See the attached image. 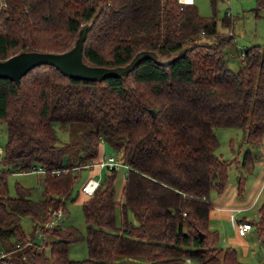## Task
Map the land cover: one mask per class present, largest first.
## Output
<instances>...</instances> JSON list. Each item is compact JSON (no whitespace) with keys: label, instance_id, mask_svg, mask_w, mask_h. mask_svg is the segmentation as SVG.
<instances>
[{"label":"trees","instance_id":"1","mask_svg":"<svg viewBox=\"0 0 264 264\" xmlns=\"http://www.w3.org/2000/svg\"><path fill=\"white\" fill-rule=\"evenodd\" d=\"M255 1L256 9L264 7V0ZM94 16L82 44L84 62L121 66L142 50L153 57L101 80L75 78L49 64L29 69L19 85L0 77V120L7 129L0 157V240L13 239L9 249L29 257L23 264H74L69 246L82 239L86 264H184L186 258L249 264L233 246L220 245L219 231L210 226V191L224 194L235 159L216 153L214 128L239 127L248 145L262 143L264 44L243 48L239 67L231 69L223 59L226 39L194 1L0 0V59L68 50ZM57 126L75 135L60 142ZM103 142L129 166L120 198L114 197L110 170L81 203L84 233L73 224L50 225L54 211L65 213L80 170L102 157ZM254 163L246 148L237 196ZM38 166L43 171L32 170ZM23 171L42 174L41 197L18 182L16 194L9 193L8 174ZM257 212L248 222L264 244V198ZM40 233L41 243L35 242Z\"/></svg>","mask_w":264,"mask_h":264},{"label":"rangeland","instance_id":"2","mask_svg":"<svg viewBox=\"0 0 264 264\" xmlns=\"http://www.w3.org/2000/svg\"><path fill=\"white\" fill-rule=\"evenodd\" d=\"M196 4L199 13L202 16H212L216 22L218 34L221 38H225L222 42L224 51L223 59L228 67L236 70L242 59L243 48L253 44H264V7L256 9L255 0H192ZM214 3V5H213ZM214 133L218 139L216 153L221 154L224 158L232 160L229 167V177L226 190L221 198L219 195L210 191V200L212 207L210 209V224L219 231V244L222 246H233L236 249L239 260L248 262L249 264L264 263V244L257 233L255 225L252 223V228L245 235L238 233L237 222L243 215L247 220H255L258 216L257 208L264 198V188L258 194L253 207L247 206L248 209L233 212L220 211L216 206L224 204H239L247 205L256 192L262 179V163L264 157V137L262 145H248L244 138L243 130L234 126H217L214 128ZM57 134L60 142L69 140L75 135L69 129L61 130L57 126ZM7 139L6 124L0 120V157L3 154V145ZM233 139V140H231ZM105 146L102 154H114L118 156V152L108 143H102ZM250 148V151L255 155V163L253 169L247 174L244 185V192L241 196L236 195V178L241 170L240 162L243 151ZM69 157H65V161H69ZM264 162V161H263ZM126 168L120 164L115 170L114 180V197L119 199L121 195V187L124 182V174ZM98 167H85L80 170L79 178L74 183L70 199L65 201L66 211L63 213L59 223L73 224L78 227L82 233L85 232V221L82 213L81 203L86 197L81 191L82 184L89 178L94 176L102 181L109 170L103 168L100 170V175L97 173ZM41 173L23 171L11 172L7 176L8 190L10 194H16L15 182L24 186L30 187L32 196L39 198L42 195L41 188ZM74 197V198H73ZM219 197V198H218ZM230 199H236V203H230ZM228 201V202H227ZM251 207V208H249ZM129 218L135 221L132 213H129ZM51 222V221H50ZM52 224L54 222H51ZM50 223V225H51ZM22 226L26 232H29L31 221L29 218L23 219ZM42 233L36 234L35 242L41 243ZM46 238L49 236L46 235ZM10 240H0V264H23V261L30 262L28 255L23 252L21 259L19 258L18 249H9ZM7 249V250H6ZM87 245L84 239L71 243L68 250V256L74 259V264H86L84 259L87 258ZM184 264H198L194 258H186Z\"/></svg>","mask_w":264,"mask_h":264},{"label":"water","instance_id":"3","mask_svg":"<svg viewBox=\"0 0 264 264\" xmlns=\"http://www.w3.org/2000/svg\"><path fill=\"white\" fill-rule=\"evenodd\" d=\"M95 20V16L85 23L74 45L62 52L49 51H21L10 55L5 59H0V77H6L15 81L17 85L20 83L21 76L32 67L39 64H49L57 68L61 73L73 76L75 78L101 80L109 76H121L128 73L135 65L146 57H153L150 51H139L125 65L114 67H99L90 65L82 59V44L90 24ZM180 49L176 56L180 55ZM171 59L159 61L160 63L170 62ZM150 112L155 116V110L150 108ZM203 234H201V237Z\"/></svg>","mask_w":264,"mask_h":264},{"label":"built area","instance_id":"4","mask_svg":"<svg viewBox=\"0 0 264 264\" xmlns=\"http://www.w3.org/2000/svg\"><path fill=\"white\" fill-rule=\"evenodd\" d=\"M180 2H192V0H179ZM123 164L124 167L126 169L129 168L128 164L123 163L121 160H119L117 158V156H115L114 154H110V155H102V157L100 158L99 161H94V162H89L87 164H85V166L87 167H98L99 171L103 168H106L107 170H116V168L120 165ZM264 164V162H263ZM33 171L36 172H41L43 171V168L41 166L38 167H33L32 168ZM100 175V172L98 173ZM263 182H264V168H263ZM99 184V179L95 178V177H89L81 186V191L84 194L90 195L93 193V191L96 189V187ZM62 217V210L61 208H59L58 210L53 212V218L51 220V222H59L60 219ZM49 222V224L51 223ZM237 227H238V232L239 234H244L247 230L252 228V224L248 221H238L237 223Z\"/></svg>","mask_w":264,"mask_h":264},{"label":"crops","instance_id":"5","mask_svg":"<svg viewBox=\"0 0 264 264\" xmlns=\"http://www.w3.org/2000/svg\"><path fill=\"white\" fill-rule=\"evenodd\" d=\"M260 145H262V143L260 144ZM104 149H105V146L104 145H102V151H104ZM104 155V154H103ZM263 161H264V157L261 159V163H262V168H261V170H262V177H263V168H264V164H263ZM100 171H98L97 173H99ZM94 177V176H93ZM264 184V182L262 181V179H261V183L259 184V186H258V188L256 189V192H255V194L253 195V197H252V200L245 206V205H239V204H224V205H218V206H216V208H218L220 211H223V210H225V211H233V212H239V211H243V210H246V209H248V207L247 206H251V207H253V204H255L254 202H255V200H256V198H257V196H258V193H259V191H260V189H261V187H262V185ZM84 194V193H83ZM222 196V195H221ZM220 197V196H219ZM218 197V198H219ZM219 199H221V201H224V199L223 198H219ZM228 202V201H227ZM229 202L230 203H236L237 202V200L236 199H230L229 200ZM251 207H249V208H251ZM209 215H210V213H209ZM243 217H245L244 215H243ZM242 216H241V218H239V221H248L247 219H246V217H245V219H242L243 218ZM210 226H211V224H210ZM212 227V226H211ZM212 228H214V227H212ZM248 231V230H247ZM246 231V232H247ZM245 232V233H246ZM239 233V232H238ZM245 233L244 234H240V235H245ZM121 260V261H120ZM120 260H118L119 262H120V264H142L143 262L141 261V260H138V259H120ZM118 262V263H119Z\"/></svg>","mask_w":264,"mask_h":264}]
</instances>
